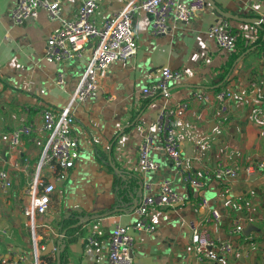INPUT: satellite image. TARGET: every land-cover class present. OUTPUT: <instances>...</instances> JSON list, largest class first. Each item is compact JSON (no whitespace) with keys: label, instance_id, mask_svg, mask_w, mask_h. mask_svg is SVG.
Wrapping results in <instances>:
<instances>
[{"label":"crops","instance_id":"obj_1","mask_svg":"<svg viewBox=\"0 0 264 264\" xmlns=\"http://www.w3.org/2000/svg\"><path fill=\"white\" fill-rule=\"evenodd\" d=\"M97 1L100 8L96 19L103 22L131 0ZM181 1L188 4L191 0ZM232 1L215 0L223 9L264 19V0H246L245 11L240 7V0L238 4ZM60 2L63 8L60 20L52 22L41 13L37 20L17 26L11 18L17 0H0V139L6 140L22 125H41L45 109L62 110L85 74L91 59L89 50L80 60L54 64L44 60L49 36L57 27L75 19L83 0ZM219 20L209 5L189 23L171 19L169 32L154 37L150 34L152 17L146 13L138 15L135 22L138 53L131 61L112 64L99 97L77 108L74 134L79 139L78 160L67 179L57 184L48 213L36 216L34 233L23 214V206L47 134L34 133L24 138L19 147L6 148L0 168L5 166L11 172L13 187L7 195L0 194L1 252H24L33 257L36 242L41 255L48 240L58 241L66 231V247L61 255V260L66 257L65 264H107L111 231L118 224L130 225L136 220V214L121 212L77 228L72 226L81 217L102 214L115 207L129 210L133 203L129 198L131 189L139 191L131 182L138 178L143 193L146 183L152 185V193H157L160 183L170 180L176 191L187 196L188 202L176 208H159L151 215L156 231L137 235L134 264H196L189 225L199 223L205 215L191 205L201 198H207L225 216L219 225L212 226L216 235L233 244L234 254L225 264H264V170L251 176L242 173L227 185L229 193H224L226 185L216 181L203 190L189 188L183 174L162 151L152 153V158L160 164L159 170L144 174L138 168L141 130L154 122L164 105L173 107L181 102H190L178 130L183 172L204 179L207 169H214L219 162L245 165L264 160V106L260 104L264 94V51L251 48L242 57L244 53L237 55L240 47L234 52L221 50L206 33ZM232 25L237 39L241 36L246 46L260 35L257 26ZM165 67L185 73L184 80L170 85L168 99L161 95L144 98L142 90L156 81ZM59 74L64 76L62 85L57 82ZM252 84L256 88L250 90ZM227 86L236 91H249L238 94L231 102L224 125L220 126L215 104L192 99L198 91L214 92L218 87ZM122 131L111 156L116 166L128 173L127 183L131 188L120 193L121 185L126 184L115 176L109 164V151ZM85 156L86 162L82 160ZM14 159L20 162L21 169L10 166ZM42 176L47 182L52 179L47 170L42 171ZM121 197L122 204L118 201ZM236 219L243 221L244 232L230 236L228 231ZM93 229L102 233L101 245L90 250L85 239ZM49 257L55 264L56 253Z\"/></svg>","mask_w":264,"mask_h":264},{"label":"built area","instance_id":"obj_2","mask_svg":"<svg viewBox=\"0 0 264 264\" xmlns=\"http://www.w3.org/2000/svg\"><path fill=\"white\" fill-rule=\"evenodd\" d=\"M207 0H191L188 4L181 0H131L114 16L98 22L96 15L100 5L97 0H83L75 19L57 27L47 40L44 60L50 64L84 59L91 51V59L84 76L80 80L69 103L60 111L45 109L42 111V124L39 126L25 124L13 130L6 140L0 139V164L3 163V151L8 147L13 150L21 145L24 138L34 133L47 134V139L40 157L36 173L31 177L26 189V200L23 214L29 220L30 228L35 231V218L48 213L52 195L57 184L65 181L68 172L75 167L79 157V139L74 134L77 108L89 101L97 99L104 87L109 67L114 63H126L134 59L138 53V37L135 22L140 13L152 17L150 34L154 37L166 35L169 32V21L189 23L198 13L208 8ZM63 11L60 0H17L12 12L14 25H23L29 20H37L41 13L47 18L58 21ZM209 39L225 52L237 49V35L234 26L228 20L221 19L212 23L207 29ZM185 73L169 67L162 69L158 79L142 90V96L152 99L163 96L168 99L172 83H181ZM57 82L64 84L63 74L58 75ZM252 84L250 90L255 89ZM249 89L236 91L232 87H224L218 91H198L193 95L194 101L216 105V121L220 126L224 121L230 104L238 96L245 95ZM264 106V94L260 100ZM190 102H181L176 106L164 105L158 112L154 122L142 129V139L137 147L139 170L151 173L159 170L160 164L152 158L155 151L164 152L169 161L182 174L184 183L193 190H203L211 182L226 185L224 193H229L228 184L234 182L242 173L248 176L264 170V160L245 165H228L219 162L217 166L205 173V178H199L191 172H183L184 159L181 153V142L178 136L180 120L188 112ZM10 166L21 169L18 160H12ZM47 170L52 175L50 182L45 181L42 171ZM13 187L11 172L3 166L0 168V194L7 195ZM152 185H144V193L139 205L134 210L136 220L130 225H116L108 240L107 264H134L133 249L137 235L152 234L156 224L151 215L159 208H176L188 202L185 194L176 191L172 181L160 183L157 193H152ZM147 192V193H145ZM196 210L204 211L205 215L199 223H191V247L196 264H225L234 254L231 240H224L216 235L212 226L219 225L225 217L221 211L214 208L207 198L191 203ZM241 219L233 220L229 229L230 236L244 232ZM102 233L93 229L86 236L87 248H99ZM0 264H52L45 262L35 242L33 257L24 252L14 254L0 251Z\"/></svg>","mask_w":264,"mask_h":264},{"label":"water","instance_id":"obj_3","mask_svg":"<svg viewBox=\"0 0 264 264\" xmlns=\"http://www.w3.org/2000/svg\"><path fill=\"white\" fill-rule=\"evenodd\" d=\"M208 5H210L212 7V9L215 11L216 15L221 18V19H225L228 21H231L233 23H243V24H247V25H254L257 27H260L262 24H264V19L263 18H259V17H253V16H248L247 14H243V13H238V12H233V11H227L226 9H223L222 7L218 6L215 2V0H207ZM250 51H246L242 57L245 54H248ZM241 57V58H242ZM241 58H239L236 63L234 64V67L236 66V64L238 63V61L241 60ZM123 131L121 133H119V135H117V137L114 139V141L111 144L110 147V151H109V164L111 166V168L114 171V174L117 178L119 179H123L124 181L126 180V178L128 177V173L123 171L122 168H118L116 166V163L114 161H112V156H111V149L113 147V145L118 141V139L121 137ZM6 154V150L3 151V156H5ZM143 195V187L139 188L138 194L136 197H132L133 198V203L131 205V207H129V210H125L123 208L120 207H115L112 208L111 210L102 213V214H98V215H92L90 217H86V218H79L78 219V223L74 226H72V228H77L79 226H82L88 222H92V221H96L102 218H106L109 216H112L114 214L117 213H126V214H131L134 212V210L137 208V206L139 205L140 199ZM140 198V199H139ZM120 202V204H122V197L118 200ZM66 234V231H64L62 233V236L59 237L58 241H47V245L44 251L41 252V256L45 257V256H51L53 252L56 253V261L55 264H62V260H61V255L62 253L65 251V243H64V236ZM133 256V253H132Z\"/></svg>","mask_w":264,"mask_h":264},{"label":"trees","instance_id":"obj_4","mask_svg":"<svg viewBox=\"0 0 264 264\" xmlns=\"http://www.w3.org/2000/svg\"><path fill=\"white\" fill-rule=\"evenodd\" d=\"M227 11H229V10H227ZM231 23L233 24V22H231ZM263 25H261L260 27H257L260 30V35L258 36V39L251 45H247L246 46V41L244 39H242L241 36H238L237 47L238 48L240 47V51L238 52L237 55L240 56V55H242L243 53H245L247 50H249L251 48H257V49H260L261 51H264V26ZM218 90H220L219 87L215 91H218ZM136 179L137 180H134V181L132 180L133 182H131V184H135L137 186V188L139 189V187H141V181L138 178H136ZM121 180L124 181L123 179H121ZM124 182H125L126 186L125 185L124 186L121 185L122 188L120 187V193H122L125 190L128 191L131 188V185L129 183H127V178H126V180ZM131 190H132V193H131L132 195L129 196V198L131 200H133V198L137 196L138 190L134 189V188H132ZM43 260L45 262L54 264L53 259L50 258L49 256L43 257ZM65 262H66V257L64 256V258L62 259V264H65Z\"/></svg>","mask_w":264,"mask_h":264},{"label":"rangeland","instance_id":"obj_5","mask_svg":"<svg viewBox=\"0 0 264 264\" xmlns=\"http://www.w3.org/2000/svg\"><path fill=\"white\" fill-rule=\"evenodd\" d=\"M241 2L239 3V0H233L232 2L234 3V4H240V7H241V9H243L242 11H245L246 9H247V1L246 0H240ZM245 14V13H244ZM235 25H236V23H234ZM81 157H82V155H81ZM89 158L91 159V157L89 156ZM82 160L83 161H87L88 160V157L87 156H85V157H83L82 158Z\"/></svg>","mask_w":264,"mask_h":264}]
</instances>
